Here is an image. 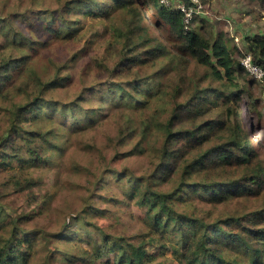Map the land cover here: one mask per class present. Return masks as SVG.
Returning a JSON list of instances; mask_svg holds the SVG:
<instances>
[{
  "label": "trees",
  "instance_id": "16d2710c",
  "mask_svg": "<svg viewBox=\"0 0 264 264\" xmlns=\"http://www.w3.org/2000/svg\"><path fill=\"white\" fill-rule=\"evenodd\" d=\"M199 1L204 5L210 0ZM147 5L154 8L155 23L147 16ZM73 11L106 18L111 27L112 17L120 15L128 37L114 41L109 36L105 53L110 65L96 67L103 79L65 104L46 96L67 87L69 79L56 76L42 81L28 70L36 41L18 32L15 20H0V96L26 97L7 110L0 167L7 173L18 168L11 174L12 186L44 206L49 197L38 201L34 192L39 182L19 172L45 167L47 152L60 150V138L52 133L55 123L61 119L69 127H80L84 120L94 126L105 108H125L118 134L135 141L129 154L143 156L148 168L145 177L125 174L128 197L143 210L145 231L135 243L96 227L100 238L92 239L80 223L70 232L71 239L88 243L90 252L79 247V256L76 246L69 245L54 252V242L44 240L46 247H52L47 264L55 262L58 252V260L68 264H264V159L246 130L262 121L261 102L250 90L261 82L221 39L205 38L192 22L185 26L182 13L172 5L158 0H80ZM32 12L41 15L38 20L51 38L72 37L73 21L56 11ZM245 44L251 64L264 75V35L246 37ZM152 67L157 68L150 75ZM161 94L160 104L167 102L169 110L164 121L148 131L157 117L148 113L140 126L131 115L135 109H149L148 102H158ZM182 96L184 100L178 101ZM50 109L53 113H48ZM42 117L48 120L44 126L37 123ZM154 134L159 135L152 139ZM117 180L122 183L119 175ZM232 200L243 205L259 200L260 205L217 220L178 208ZM7 213L0 208V264H32L37 241L31 236L38 233L24 225L34 212L16 218ZM146 245L157 246L158 254H150Z\"/></svg>",
  "mask_w": 264,
  "mask_h": 264
},
{
  "label": "rangeland",
  "instance_id": "374dc122",
  "mask_svg": "<svg viewBox=\"0 0 264 264\" xmlns=\"http://www.w3.org/2000/svg\"><path fill=\"white\" fill-rule=\"evenodd\" d=\"M184 1L169 0V4L176 7ZM78 3L80 0H0V20H15L17 31L30 34L36 41L28 70L38 74L42 81L56 76L69 79L67 87L46 96L63 104L103 79L97 73L96 67L99 64L110 65L105 53V48L110 43L109 36L112 35L114 41L128 37L126 23L122 18L119 19L120 15L112 17L114 22L111 27L106 18L74 12L73 9ZM35 9L56 11V15L73 21L72 37L64 40L51 38L38 20L41 15L32 12ZM145 11L150 21L155 23L154 8L147 5ZM196 13L195 20L191 21L193 26L199 27L200 33L212 42L216 38L221 39L240 63L243 57L248 55L245 38L256 34L264 35V0L263 3L260 0H210L208 4L199 7ZM35 18L36 23L33 24L31 21ZM155 68L157 67H152L147 73L151 75ZM250 90L261 102L258 112L262 114V121L259 125H254V128L246 130L249 142L253 147L258 144V151L264 159V80L257 87H250ZM163 97L161 94L158 102L149 101V109H135L131 118L142 126L145 124L146 115L153 114L158 121L148 129L152 131L157 123L164 121L166 110H169L167 102L160 104ZM25 98L23 94L18 93L0 96V140L8 128L7 110ZM184 98L182 96L177 99L182 101ZM48 113H53L52 109ZM125 116V108H105L94 126L85 124L87 121L84 120L80 121V127H69V124L65 125L61 119L55 123L52 133L60 138V150L47 152L48 161L45 167L19 172L39 182L34 192L38 201L49 197L44 206H37L34 200L19 193L16 187L12 186L11 174L18 172V168L15 167L7 173L0 167V208L6 209L9 217L15 218L34 212L31 214V221L24 225L28 231L38 233L31 236L37 241L32 264L49 262L48 251L52 247H46L44 240L51 239L54 242V252L68 245L76 246L74 250L79 256V247L90 252L88 243L71 239L70 232L80 223H84L92 239L100 238L96 227L135 243L145 231L143 210L128 197L129 186L125 174L145 177L148 172L147 162L143 156L132 153L130 156L129 152L135 141L124 140L122 135L118 134L120 126L125 122ZM37 123L44 126L48 120L42 117ZM28 129L35 127L29 126ZM148 131L145 132L147 139ZM156 135L159 134H154L152 139ZM3 145L4 142H0V147ZM150 153L152 156V151ZM117 175L122 178V183H116ZM103 180L105 183L102 185ZM259 205V200H250L245 205L232 200L218 205L194 202V206L178 208L181 211L193 212L204 219L217 220L232 213L255 209ZM94 212L99 216L94 215ZM168 245L173 248L172 243ZM146 249L150 254L159 252L157 246L146 245ZM165 255H170V249ZM55 257L53 264H68L58 260L61 257L60 252L55 253ZM88 264L102 263L97 261Z\"/></svg>",
  "mask_w": 264,
  "mask_h": 264
},
{
  "label": "built area",
  "instance_id": "2783aa9c",
  "mask_svg": "<svg viewBox=\"0 0 264 264\" xmlns=\"http://www.w3.org/2000/svg\"><path fill=\"white\" fill-rule=\"evenodd\" d=\"M161 4L168 6L169 0H158ZM203 5L199 0H189V4L181 3L177 6L179 12L183 15V23L188 26L196 13V10ZM241 65L246 69V71L253 76L256 80L262 82L264 80L263 72L260 68L251 64V59L249 55H245L241 60Z\"/></svg>",
  "mask_w": 264,
  "mask_h": 264
},
{
  "label": "clouds",
  "instance_id": "9594fccd",
  "mask_svg": "<svg viewBox=\"0 0 264 264\" xmlns=\"http://www.w3.org/2000/svg\"><path fill=\"white\" fill-rule=\"evenodd\" d=\"M199 2H200V1H199ZM182 3H185V2H182ZM180 4H181V3H180ZM180 4H179V5H180ZM185 4H186V3H185ZM177 6H178V5H177ZM177 6H176V8H177Z\"/></svg>",
  "mask_w": 264,
  "mask_h": 264
}]
</instances>
